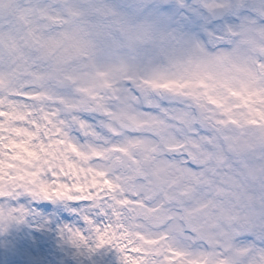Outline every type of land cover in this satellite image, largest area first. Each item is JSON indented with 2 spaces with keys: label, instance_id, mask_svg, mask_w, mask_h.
Instances as JSON below:
<instances>
[{
  "label": "clouds",
  "instance_id": "9594fccd",
  "mask_svg": "<svg viewBox=\"0 0 264 264\" xmlns=\"http://www.w3.org/2000/svg\"><path fill=\"white\" fill-rule=\"evenodd\" d=\"M0 264H264V0H0Z\"/></svg>",
  "mask_w": 264,
  "mask_h": 264
}]
</instances>
